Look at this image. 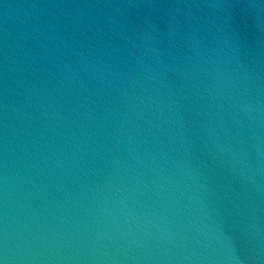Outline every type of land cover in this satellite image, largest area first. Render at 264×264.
I'll return each mask as SVG.
<instances>
[{
  "label": "water",
  "instance_id": "water-1",
  "mask_svg": "<svg viewBox=\"0 0 264 264\" xmlns=\"http://www.w3.org/2000/svg\"><path fill=\"white\" fill-rule=\"evenodd\" d=\"M0 264H264V0H0Z\"/></svg>",
  "mask_w": 264,
  "mask_h": 264
}]
</instances>
